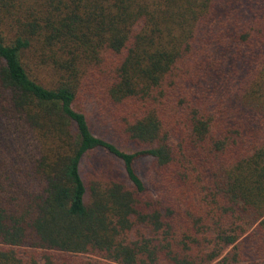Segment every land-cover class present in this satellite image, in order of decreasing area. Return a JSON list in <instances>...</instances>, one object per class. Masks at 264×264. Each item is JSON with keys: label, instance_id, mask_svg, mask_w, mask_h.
<instances>
[{"label": "trees", "instance_id": "16d2710c", "mask_svg": "<svg viewBox=\"0 0 264 264\" xmlns=\"http://www.w3.org/2000/svg\"><path fill=\"white\" fill-rule=\"evenodd\" d=\"M0 264H264V0H0Z\"/></svg>", "mask_w": 264, "mask_h": 264}]
</instances>
